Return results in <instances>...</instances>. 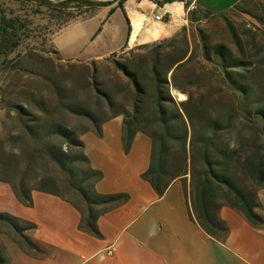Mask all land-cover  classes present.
I'll return each mask as SVG.
<instances>
[{"label": "trees", "instance_id": "trees-1", "mask_svg": "<svg viewBox=\"0 0 264 264\" xmlns=\"http://www.w3.org/2000/svg\"><path fill=\"white\" fill-rule=\"evenodd\" d=\"M109 3L0 0V119L14 124L8 139L0 138V180L24 204H33L34 189L71 201L99 234L95 206L125 195L96 190L103 172L91 165L81 134H101L105 121L122 114L127 151L139 131L152 139L143 177L162 194L189 176L192 217L213 239L224 243L229 235L223 205L264 227L256 211L264 188V29L229 23L232 43L210 42L199 24L215 12L193 11V24L174 35L123 51L122 59L108 56L122 75H97L94 61L89 75H66L54 34ZM175 88L186 98L177 100ZM3 226L25 251L40 249L32 221L0 212V234ZM0 264H8L1 242Z\"/></svg>", "mask_w": 264, "mask_h": 264}, {"label": "crops", "instance_id": "crops-1", "mask_svg": "<svg viewBox=\"0 0 264 264\" xmlns=\"http://www.w3.org/2000/svg\"><path fill=\"white\" fill-rule=\"evenodd\" d=\"M239 1L114 0L73 20L53 40L60 51L81 46L94 34L88 59H103L174 35L193 24V11L219 13ZM156 15L163 18L157 20ZM83 141L91 165L103 172L96 190L125 198L95 206L100 232L95 234L84 222L86 212L71 201L33 190V212L24 216L36 225L30 234L40 249L26 257L27 264H264V227L223 205L220 216L229 235L219 242L192 217L189 176L187 181L176 178L162 194L143 177L151 163L152 139L139 131L127 151L123 116L105 121L101 134L89 129ZM258 198L262 206L256 211L264 216V188ZM109 248L112 255L107 254Z\"/></svg>", "mask_w": 264, "mask_h": 264}, {"label": "rangeland", "instance_id": "rangeland-1", "mask_svg": "<svg viewBox=\"0 0 264 264\" xmlns=\"http://www.w3.org/2000/svg\"><path fill=\"white\" fill-rule=\"evenodd\" d=\"M252 13H258L264 16V0H253L250 5H248L245 10L237 8L230 11L224 15L215 13L211 15L207 21L199 24V28H203L210 36L208 39L210 42L224 41L226 43H232V38L229 32V23L234 25L238 30H242L245 27H255L260 26L264 29V24L256 19ZM87 40L81 46L74 47H62L61 55L64 57L60 68L64 71L66 75H89L92 71L93 61L97 63V75H122L119 72L113 62L105 57L103 59H88L89 49H92L93 41L95 38L94 34H88L86 36ZM91 44V45H90ZM122 59L121 53L112 54V56ZM66 58V59H65ZM107 86V83L102 85ZM177 100H183L186 98L185 94H181L179 91L173 90ZM122 114H117L113 116L110 120L120 119ZM86 124V123H85ZM88 124V122H87ZM14 124L12 119H0V138L7 140L9 137V132L12 130ZM88 131L81 134V138L85 139V135ZM37 190V189H34ZM43 192L41 190H38ZM23 203V202H22ZM15 194L12 185L4 180H0V212L10 215L19 216L24 219L26 215H29L32 210V205L22 204ZM25 205V206H24ZM19 215H17V213ZM24 214H26L24 216ZM13 229V227L11 226ZM8 227L3 226L1 228L2 233L0 234V242L3 246V254L7 260L8 264H27L29 262L26 257L32 254L21 248L12 237V232ZM22 243L24 239L20 237Z\"/></svg>", "mask_w": 264, "mask_h": 264}, {"label": "built area", "instance_id": "built-area-1", "mask_svg": "<svg viewBox=\"0 0 264 264\" xmlns=\"http://www.w3.org/2000/svg\"><path fill=\"white\" fill-rule=\"evenodd\" d=\"M155 18H156L157 20H161L163 17H162L161 15H156ZM107 254H108V255H112V254H113V248H109V249L107 250Z\"/></svg>", "mask_w": 264, "mask_h": 264}, {"label": "water", "instance_id": "water-1", "mask_svg": "<svg viewBox=\"0 0 264 264\" xmlns=\"http://www.w3.org/2000/svg\"><path fill=\"white\" fill-rule=\"evenodd\" d=\"M114 0H111L110 2H113ZM175 91H179L177 88L174 89ZM180 92V91H179Z\"/></svg>", "mask_w": 264, "mask_h": 264}, {"label": "bare ground", "instance_id": "bare-ground-1", "mask_svg": "<svg viewBox=\"0 0 264 264\" xmlns=\"http://www.w3.org/2000/svg\"><path fill=\"white\" fill-rule=\"evenodd\" d=\"M182 94V93H181Z\"/></svg>", "mask_w": 264, "mask_h": 264}]
</instances>
